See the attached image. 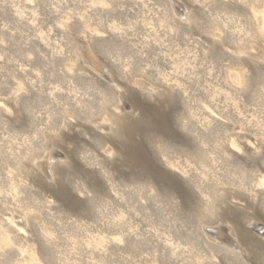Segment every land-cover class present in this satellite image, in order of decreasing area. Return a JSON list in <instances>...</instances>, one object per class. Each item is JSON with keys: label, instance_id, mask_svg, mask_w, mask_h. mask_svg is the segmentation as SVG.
<instances>
[{"label": "rangeland", "instance_id": "1", "mask_svg": "<svg viewBox=\"0 0 264 264\" xmlns=\"http://www.w3.org/2000/svg\"><path fill=\"white\" fill-rule=\"evenodd\" d=\"M6 98L0 264L264 258L224 215L264 199V0H0Z\"/></svg>", "mask_w": 264, "mask_h": 264}, {"label": "snow or ice", "instance_id": "2", "mask_svg": "<svg viewBox=\"0 0 264 264\" xmlns=\"http://www.w3.org/2000/svg\"><path fill=\"white\" fill-rule=\"evenodd\" d=\"M63 26V25H61ZM72 27H78L77 25H71ZM16 87L19 89V92H24V87L17 82ZM19 94V93H17ZM9 100L6 98L3 101H0V109H3L5 113L11 114V109L7 107V103ZM119 111V109H117ZM261 128V133L257 134V138L259 141V144H246L245 148L251 157L256 156L257 153H259L260 157L264 159V116H262L261 124L259 125ZM248 134L251 137L252 133L251 130H248ZM228 141H225V144H227ZM231 147L239 153L241 149L236 148L235 143L231 145ZM108 155H111V153H108ZM77 158L73 159V162H70L69 164H65L63 166H57L56 173L58 178H63L65 176V173L71 168V178L67 181H64L66 185V191L69 197L74 198H82L79 199L80 203H84L85 200H87L91 194L84 192V191H78L77 187L74 185L79 184V180L76 178L77 172H79V175L81 178L87 179L85 175H83L80 171H78L74 167V161ZM79 165V164H78ZM80 166V165H79ZM57 177H53V179H56ZM91 186V182H89ZM259 187L261 189H264V182H262ZM261 196L264 197V191H262ZM231 211L232 216L228 217L227 212ZM224 215L232 220V223L235 225V230L240 237L241 242L248 246V241L245 239V237H251L254 240H257L260 245L261 249L260 251L264 253V199H260L259 201L254 200L252 197H249L248 202L245 205H237L236 207L226 208L224 210ZM257 225L260 226L259 232L256 231ZM20 231H23L21 229ZM237 247H239L237 245ZM251 251V249L249 248ZM260 264H264V258L261 259Z\"/></svg>", "mask_w": 264, "mask_h": 264}, {"label": "bare ground", "instance_id": "3", "mask_svg": "<svg viewBox=\"0 0 264 264\" xmlns=\"http://www.w3.org/2000/svg\"><path fill=\"white\" fill-rule=\"evenodd\" d=\"M47 164V163H46ZM48 166V165H47ZM45 167H46V165H45ZM43 168H44V166H43ZM46 169V168H45ZM47 169H49V168H47ZM219 232V231H218ZM219 235V234H218ZM224 236V235H223ZM229 238V237H228ZM246 238V237H245ZM236 239V238H235ZM235 239H234V241H235ZM237 240V239H236ZM233 241V240H232ZM237 243V242H236ZM235 243V244H236Z\"/></svg>", "mask_w": 264, "mask_h": 264}]
</instances>
